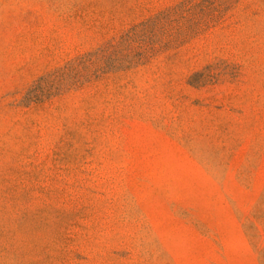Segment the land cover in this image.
Here are the masks:
<instances>
[{"label":"rangeland","instance_id":"1","mask_svg":"<svg viewBox=\"0 0 264 264\" xmlns=\"http://www.w3.org/2000/svg\"><path fill=\"white\" fill-rule=\"evenodd\" d=\"M0 264H264V0H0Z\"/></svg>","mask_w":264,"mask_h":264}]
</instances>
